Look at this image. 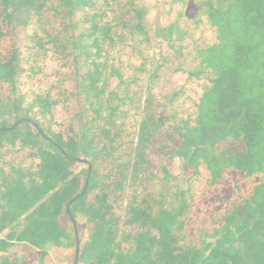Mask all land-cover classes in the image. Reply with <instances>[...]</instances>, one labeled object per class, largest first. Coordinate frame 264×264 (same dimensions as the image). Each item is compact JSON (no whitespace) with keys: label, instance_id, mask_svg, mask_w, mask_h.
Masks as SVG:
<instances>
[{"label":"trees","instance_id":"trees-1","mask_svg":"<svg viewBox=\"0 0 264 264\" xmlns=\"http://www.w3.org/2000/svg\"><path fill=\"white\" fill-rule=\"evenodd\" d=\"M147 12L206 42L176 67L186 83L205 80L202 111L181 110L185 84L167 108H143L146 57L134 43L149 40ZM225 14L212 0H0V108L13 115L0 120V264H73L76 246L77 264L86 253L85 264H264V106L242 99L239 76L263 35L264 0H232ZM76 116L83 141L102 139L85 171ZM234 121L215 148L214 127ZM137 127L164 131L167 162L110 189Z\"/></svg>","mask_w":264,"mask_h":264},{"label":"rangeland","instance_id":"rangeland-1","mask_svg":"<svg viewBox=\"0 0 264 264\" xmlns=\"http://www.w3.org/2000/svg\"><path fill=\"white\" fill-rule=\"evenodd\" d=\"M231 1L212 0L214 8L218 11V17L223 18L226 15L227 6ZM148 14V12L145 14L146 18L143 29L149 36V40L134 43L136 46H139V49L146 57L142 59L145 65V73L142 75L143 81L140 82V97L143 108L147 105L159 109L167 108L169 97L182 84H185V92L178 100L181 110L202 111L207 108L206 105L212 102L205 80L200 79L186 83V76L181 72H176V67L187 58H192V56L201 52V47L206 42L203 40L194 42L191 39V25L186 21H169L163 19L159 13H156L155 17L150 18V14ZM234 26L236 25L234 24ZM228 33H230L229 30L225 29L222 36H226ZM262 34L256 40L253 49L247 53L246 61L239 67L242 99L255 102L259 106H264V31ZM155 69H157L156 76L152 80L151 76ZM106 99L107 95L105 94L103 98L104 106ZM102 116H104V113H102ZM12 118L13 115H11L7 107L3 106L0 108V120L11 122ZM238 122L234 121V123L232 122L226 126L219 124L214 127L212 134L215 148L222 146L223 139L238 129L240 125ZM76 126L78 137L80 138V147L82 148L78 169L85 171L90 163L98 161L97 157L102 147V139L101 134H99L95 144H89V140L83 141L82 137H89V135L87 133V125H84L80 116H76ZM164 134V131L155 129L150 130L144 136H140L139 128L137 127L135 142L129 156L115 168L114 173H112L113 179L108 180L107 186L112 189V186L116 185L120 190L126 192L128 187L142 180V173L148 165L166 164L167 159L165 157L169 152V148L164 146ZM263 155L261 154L262 157H264ZM83 159H86L88 162H83ZM262 164L264 165V162ZM261 169L263 170L264 166ZM262 170L261 172L264 175V171ZM103 172L105 171L103 170ZM179 182L182 188L186 187L185 176L182 175ZM254 182L261 184V178L254 176ZM225 187L229 188V185ZM224 192L226 193V191ZM8 232L9 229L4 230L3 233H0V237H3ZM122 232L121 230L119 236H121ZM65 245L66 243L58 249L50 251L51 257L54 258V254L63 256ZM90 260L91 257L86 253L79 263L85 264ZM33 264H39V261H35Z\"/></svg>","mask_w":264,"mask_h":264},{"label":"water","instance_id":"water-1","mask_svg":"<svg viewBox=\"0 0 264 264\" xmlns=\"http://www.w3.org/2000/svg\"><path fill=\"white\" fill-rule=\"evenodd\" d=\"M82 161H83V162H88L86 159H83ZM86 186H87V180H86V182H85V185H84L83 191H82L80 194H78V195H76L75 197H73V198L68 202V204H67V211H68L70 205H71L75 200H77L79 197L82 196V194H83V193L85 192V190H86ZM71 220L73 221L72 217H71ZM77 260H78V249H77V246H76V252H75L74 259H73V264H77Z\"/></svg>","mask_w":264,"mask_h":264}]
</instances>
